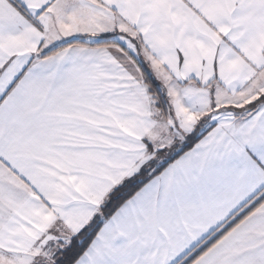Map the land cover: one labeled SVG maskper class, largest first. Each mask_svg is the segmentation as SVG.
I'll use <instances>...</instances> for the list:
<instances>
[{
    "label": "snow or ice",
    "instance_id": "obj_1",
    "mask_svg": "<svg viewBox=\"0 0 264 264\" xmlns=\"http://www.w3.org/2000/svg\"><path fill=\"white\" fill-rule=\"evenodd\" d=\"M0 264H264V0H0Z\"/></svg>",
    "mask_w": 264,
    "mask_h": 264
}]
</instances>
